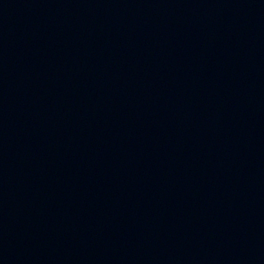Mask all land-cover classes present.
I'll list each match as a JSON object with an SVG mask.
<instances>
[{"label": "water", "instance_id": "water-1", "mask_svg": "<svg viewBox=\"0 0 264 264\" xmlns=\"http://www.w3.org/2000/svg\"><path fill=\"white\" fill-rule=\"evenodd\" d=\"M0 264H264V0H0Z\"/></svg>", "mask_w": 264, "mask_h": 264}]
</instances>
